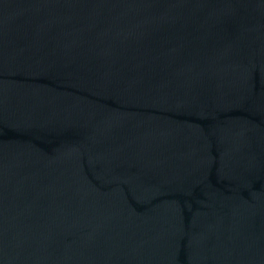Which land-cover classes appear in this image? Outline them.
Masks as SVG:
<instances>
[{
    "label": "water",
    "instance_id": "obj_1",
    "mask_svg": "<svg viewBox=\"0 0 264 264\" xmlns=\"http://www.w3.org/2000/svg\"><path fill=\"white\" fill-rule=\"evenodd\" d=\"M0 264H264V0H0Z\"/></svg>",
    "mask_w": 264,
    "mask_h": 264
}]
</instances>
